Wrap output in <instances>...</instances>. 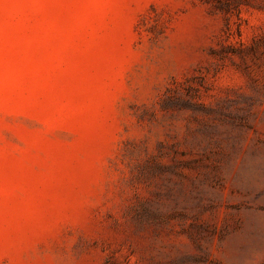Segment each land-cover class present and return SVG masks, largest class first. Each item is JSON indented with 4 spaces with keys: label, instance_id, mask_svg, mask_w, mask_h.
<instances>
[{
    "label": "rangeland",
    "instance_id": "1",
    "mask_svg": "<svg viewBox=\"0 0 264 264\" xmlns=\"http://www.w3.org/2000/svg\"><path fill=\"white\" fill-rule=\"evenodd\" d=\"M0 264H264V0H0Z\"/></svg>",
    "mask_w": 264,
    "mask_h": 264
}]
</instances>
